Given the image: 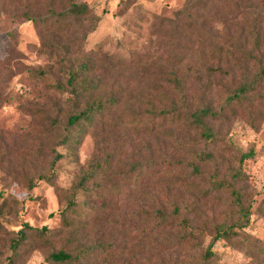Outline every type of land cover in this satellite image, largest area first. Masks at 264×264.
Returning a JSON list of instances; mask_svg holds the SVG:
<instances>
[{
	"label": "trees",
	"instance_id": "trees-1",
	"mask_svg": "<svg viewBox=\"0 0 264 264\" xmlns=\"http://www.w3.org/2000/svg\"><path fill=\"white\" fill-rule=\"evenodd\" d=\"M34 4L21 15L37 27L40 43L36 51L47 56V63L27 69L39 78H50L44 87L63 98L50 99L46 104L32 101L17 105L31 117L35 136L25 134L18 139L14 132L0 129V180L4 185L21 183L29 190L36 186V179L52 182V172L37 169L39 158L45 154L39 147L32 151V139H37L40 147V137L52 144L51 163L62 156L57 147L74 150L87 134L95 140V152L79 169L74 183L58 190L65 198L58 229L27 223L17 230L0 226L10 244L8 264L14 263L21 250L37 249L44 252L46 264H216L212 248L221 239L244 249L252 258L263 254L264 243L244 231L253 213L264 217V191L253 209L258 192L250 189L243 168L254 152L235 148L223 133L238 107L264 101V61L255 52L262 48L261 19L245 23L227 42L231 49L218 44L211 49L215 66L206 67L207 52L202 51L196 68L186 67L178 74L173 65L166 72H158L161 83L178 90L177 94H165L166 104L155 105L143 98L147 102L144 108L130 105L122 114L118 113L120 107L133 95L128 78L123 80L122 60L84 49L87 35L98 21L92 9L77 0H46L45 10ZM187 7L193 8L191 0ZM213 9L214 15L221 13L219 2L213 3ZM183 12L185 8L177 10L176 17ZM49 30L68 37L49 36ZM8 35L14 38L13 33ZM20 53L9 48L6 61L0 62V106L10 101L5 85L15 75L3 72L4 64L26 68L19 60L13 62ZM249 65L255 69L249 70ZM238 70L241 80L226 88L222 83L226 78L233 83ZM211 77L221 82L212 83ZM189 79L200 85L197 102L187 97L185 84ZM213 84L225 92L219 105ZM250 110L249 123L254 126ZM122 117L137 124L146 117L152 127L157 123L165 128L163 133L170 134L185 124L199 130L201 143L195 144L189 137L183 140L185 158L159 149L157 157L149 152L151 156L140 159L133 153L136 144L132 135L121 133ZM115 141H123L125 146L116 147ZM206 236L210 240L203 247Z\"/></svg>",
	"mask_w": 264,
	"mask_h": 264
},
{
	"label": "rangeland",
	"instance_id": "rangeland-1",
	"mask_svg": "<svg viewBox=\"0 0 264 264\" xmlns=\"http://www.w3.org/2000/svg\"><path fill=\"white\" fill-rule=\"evenodd\" d=\"M77 1L86 2L98 17L96 27L87 35L84 49L111 54L122 60L123 80L128 78V89L133 91L132 98L119 109L118 113L122 114H126L130 105L133 108H144L147 102H144L143 98L158 105L168 102L166 95L177 94V88L159 81L161 76L158 72H166L173 65V69H178V74L184 73L186 67L196 68L202 51L207 52L206 67L215 66L216 59L211 52L215 45H224L225 48L231 49L227 43L230 38L234 37L245 23L253 22L256 17L261 19V27L264 28V0H191L193 8H186L188 0ZM33 2L35 6L45 10L43 5L46 0H0V62L6 61V52L13 47L21 52V55H17L18 59L13 58V62L19 60L26 67L18 69L5 63L6 68L2 70L15 72V75L5 85L10 101L0 106V129L14 132L18 139L25 134L32 138L35 136L31 117L21 112L17 108L18 104L32 101L46 104L50 99L63 98L62 95L47 91L44 87L46 82H51L50 78H39L27 69L47 63V56L36 51L40 43L37 27L21 15ZM201 2L204 4L200 5ZM215 2L221 5V13L217 16L214 15L213 9ZM184 8L185 12L176 17L177 10ZM9 32L13 33V39L9 37ZM46 34L50 36L60 33L49 30ZM60 35L63 39L68 37L63 33ZM248 38L250 40V37ZM13 42L17 45L13 46ZM261 46L262 48L255 52L260 53L264 61V34L261 36ZM179 60L180 63H177ZM254 69L249 65V70ZM239 75L240 70L233 83L226 78V82L222 84L226 85V88L237 84L241 80ZM209 80L212 83L221 82L220 79L212 77ZM206 81L207 78L204 77V82ZM199 86L191 79L185 84L187 97L192 102H197ZM221 89L215 86L214 99L217 105L225 99V92ZM262 91L264 92V88ZM249 108L254 126L249 123ZM237 112V115L231 117L230 122L224 125L223 133L226 142L233 144L235 148L242 152H254V156L243 164L250 189L258 192L254 196V209L261 201L264 191V101L255 103L254 106L238 107ZM124 120L125 117H122L121 133L132 135V140H135L133 143L136 144L133 153L140 159L151 156L149 152L157 157L160 154L159 149L169 156L176 153V156L185 158L186 152L182 151L181 144L183 140L189 137L194 139L195 144L201 143L199 130L191 129L185 124L174 128L175 131L170 134L163 133L165 128H159L157 123L152 127L146 117H143L139 124L132 121L127 123ZM40 141L42 147L37 139L30 141L33 142L32 151L36 152L39 147L45 154V157L42 155L39 158L37 169L43 173L52 172L54 178L51 183L36 179V186L31 190L18 182L4 185L0 180V226L4 225L9 230H17L24 223L38 228L47 226L50 230L58 229L61 224L60 211L65 206L64 195H59L58 190L69 188L74 183L79 169L87 165L95 152V140L87 134L74 150L65 146L57 147L56 150L62 156L51 163L52 154L50 155L49 148L52 144L41 137ZM115 145L125 146V143L115 141ZM221 146V143L217 145L219 148ZM193 195L195 198L197 193L194 192ZM244 231L264 243V217L253 213ZM209 240V236L204 237L202 246L205 247ZM154 248L159 250V246ZM212 249L216 252V264H264V253L252 258L244 249L231 245L226 240H218ZM10 254L9 240L3 229H0V264H8ZM12 264H46L44 252L39 249L21 250Z\"/></svg>",
	"mask_w": 264,
	"mask_h": 264
}]
</instances>
